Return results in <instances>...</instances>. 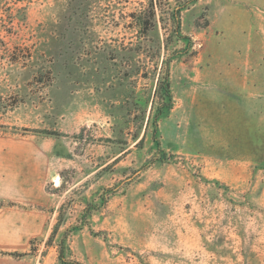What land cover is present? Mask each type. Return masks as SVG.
<instances>
[{
    "label": "rangeland",
    "instance_id": "rangeland-1",
    "mask_svg": "<svg viewBox=\"0 0 264 264\" xmlns=\"http://www.w3.org/2000/svg\"><path fill=\"white\" fill-rule=\"evenodd\" d=\"M9 144L0 264H264V0H0Z\"/></svg>",
    "mask_w": 264,
    "mask_h": 264
},
{
    "label": "crops",
    "instance_id": "crops-1",
    "mask_svg": "<svg viewBox=\"0 0 264 264\" xmlns=\"http://www.w3.org/2000/svg\"><path fill=\"white\" fill-rule=\"evenodd\" d=\"M248 63L250 65L252 62L248 61ZM245 71L247 72L246 68ZM250 73L249 71L247 79H251ZM6 148L7 151L0 158V167H3V169L0 168V184L3 185L0 187V199L20 205H29L33 208V212L23 215L25 221H19L20 223L26 222V219L33 225L42 224L43 221L47 222L46 211L51 207L52 199L43 186L41 152H36L32 147L36 153H31L25 147L11 144ZM31 236L34 237L36 234Z\"/></svg>",
    "mask_w": 264,
    "mask_h": 264
},
{
    "label": "bare ground",
    "instance_id": "bare-ground-1",
    "mask_svg": "<svg viewBox=\"0 0 264 264\" xmlns=\"http://www.w3.org/2000/svg\"><path fill=\"white\" fill-rule=\"evenodd\" d=\"M56 182V181H55ZM57 182H58V180H57Z\"/></svg>",
    "mask_w": 264,
    "mask_h": 264
}]
</instances>
